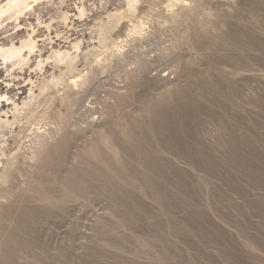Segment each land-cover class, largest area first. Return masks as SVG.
<instances>
[{
  "label": "rangeland",
  "instance_id": "rangeland-1",
  "mask_svg": "<svg viewBox=\"0 0 264 264\" xmlns=\"http://www.w3.org/2000/svg\"><path fill=\"white\" fill-rule=\"evenodd\" d=\"M42 1L33 13L0 22L2 46H20L29 35L39 46L23 69L0 59V93L20 105L32 87L39 94L45 80L66 72L52 55L59 50L76 61L68 82L88 80L39 97L35 124H15L0 136V160L14 154L18 159L9 182L0 183V264H264V221L247 207L231 210L225 200L231 196L243 206L250 198L264 201V191L233 180L244 197L238 198L231 186L194 170L157 142L150 128L162 109L186 92L207 108L205 127L193 122L199 115L186 124L199 128L202 152L222 161L230 134L210 119L222 109L202 98V85L219 86L214 95L221 104H229L238 85L234 113L225 120L242 118L245 124L234 136L241 143L245 137L260 143L230 152L263 167L264 48L258 44L264 46V0H138L133 14L126 12L128 0ZM120 11L124 18L113 24L106 48L101 27ZM0 109L13 119V105ZM131 137L163 162L160 175L140 174L147 171L145 157L131 153ZM112 179L124 187L119 193L108 189ZM185 184L198 190L181 193ZM213 192L225 198L222 205ZM216 206L222 209L215 211Z\"/></svg>",
  "mask_w": 264,
  "mask_h": 264
},
{
  "label": "bare ground",
  "instance_id": "bare-ground-1",
  "mask_svg": "<svg viewBox=\"0 0 264 264\" xmlns=\"http://www.w3.org/2000/svg\"><path fill=\"white\" fill-rule=\"evenodd\" d=\"M172 3L173 2H180L182 0H170ZM169 1V2H170ZM43 1L42 0H8V2L1 6L0 5V22L4 17H10V18H15L16 20H19L21 16L26 15V14H30L33 13L35 11V7L38 6L39 4H41ZM139 1L138 0H128L127 1V6L128 9L126 12L133 14L135 13V11L137 10V3ZM2 4V3H1ZM80 13H83V10L80 11ZM125 13V12H124ZM124 13L123 12H116V13H112L109 15V20L106 24H103V26L101 27V31H102V36L104 38V45L106 48H109V42H106L108 40L107 35L110 34V30H112V26L114 23H118L120 21V19L124 18ZM127 13V14H128ZM7 15V16H6ZM121 16V17H120ZM120 18V19H119ZM64 20H68V16L67 14H65V18ZM2 23V22H1ZM112 28V29H111ZM110 32V33H109ZM260 37V36H259ZM257 37L259 42L262 41L263 37ZM252 38V37H251ZM251 40V39H250ZM249 42V41H248ZM252 42V41H251ZM260 49H263L264 46L261 45V43L258 44ZM39 50V46H38V41H36L34 39V37L32 35H29V37L27 39H25L24 41L21 42L20 46H16L15 44H12L11 47H5L2 46L0 44V59L4 61V63H11L14 65V67H19L20 69H23V67L27 66L30 63L31 60V55L34 54L36 51ZM40 52V51H39ZM124 52V51H123ZM132 52V51H131ZM27 53V55H26ZM133 53V52H132ZM118 54V53H117ZM52 55L56 58V61L59 63H62L66 66V72L62 73L59 76H55L54 74L52 75L51 79L45 80L41 87L38 88L39 90V94L36 95L35 91L33 90L34 87H32V89H30L29 91V98L26 102H23L22 105H20L19 103H17V101L14 99V97H10L8 93H0V105H2L3 103H6L7 106L13 105V109H12V117L13 119L10 120L9 116H8V112H2L0 109V136L4 135V133L6 132V130H8L9 128H11L12 126H14L15 124H23L24 125H29V124H35V122L37 121L36 117V110L34 109V104L36 101H38V98L43 96V95H48L55 91L56 89H58L61 85L68 83L69 86L71 87L72 85H74V88L76 86H78V84H84L88 79L87 77L80 79V80H76L75 77L74 79L72 78L71 82H68L67 78L69 77V75H71L74 71V61L75 59L73 57H71L67 52H62V51H53ZM122 55V52L120 53L119 56ZM124 55V54H123ZM122 55V56H123ZM52 57V56H50ZM49 57V58H50ZM125 58V57H124ZM107 59V58H105ZM117 59V58H116ZM121 59V58H120ZM122 61V60H121ZM101 62V61H99ZM40 64L44 63L43 60L41 59L39 61ZM76 63V61H75ZM12 65V66H13ZM100 65V64H99ZM103 65V64H102ZM104 67V66H103ZM102 67V69H103ZM76 69V67H75ZM100 70V67H99ZM261 70V69H260ZM62 71V70H61ZM60 71V72H61ZM9 72V71H8ZM262 72V71H260ZM264 73V72H263ZM98 74V73H97ZM80 75V74H79ZM75 76V75H74ZM97 76V75H96ZM71 78V77H70ZM93 78V77H92ZM45 79V78H44ZM226 79V78H225ZM90 80V78H89ZM70 81V80H69ZM89 83V81L87 82ZM207 83V82H206ZM204 83L202 85V98H204L205 100L210 101L215 107L222 109V113L220 115H216V114H210V119L211 120H216L218 119V121L220 122V124L226 129V131L230 134V139H229V143L228 145L230 147H226V148H239V145H244V148H255L257 147V143H260L259 141H252L249 137H245L243 139V142H239L237 140V138L234 135L235 131L240 128L243 124H245L242 118H237L236 123L235 122H227L225 120V116L226 115H231L232 113H234V101L235 98L237 97L238 93H241L242 88L239 87L238 85H235L232 91V94L230 96L229 92L228 97V101L229 104H221L218 100V96L214 95V90L215 88L219 87L217 85H210V84H206ZM39 84V83H38ZM67 84V85H68ZM73 87V86H72ZM79 87V86H78ZM84 88V87H83ZM64 89L65 86H64ZM69 90V89H68ZM71 90V88H70ZM69 90V91H70ZM79 90V88L77 89ZM230 90V89H229ZM73 92V88L71 90ZM80 91V90H79ZM78 91V92H79ZM183 92L181 93V95L179 94L180 97H178L177 99H175L173 101V104H171V106H166L167 109H162L161 113L159 114V119L157 118L156 121L152 122V126L150 127L151 129H153V133L154 136L156 137L155 140L157 139V142H160L162 145L165 146V148H170L171 150H173L177 155H179V158H182L184 160H186L189 165H191L194 170H197L203 174H205L208 178H213L216 181H218L221 184L227 185L228 187H232L233 193H235V195L238 198L243 197L242 192L240 189L233 187L232 181L233 180H245L249 183L250 188L252 190H258V191H264V165L263 167H259L256 163L252 162V161H243L240 160V155L238 153H232L230 152V150L226 153V159H223L222 161L218 160L217 158L214 157H208L206 156L203 152H202V148L205 147V144L203 141H199V137L196 135V133H198L196 130L197 128H195V130L193 129V127H191L192 125H188L186 124L188 122L189 119L191 118H197V115H199V118L194 120L193 122H199L200 125L204 126L205 125V120H204V115H207V108H205L204 106H200L199 103H197V99L194 97H191L190 95H188L186 92L183 94ZM52 96V95H51ZM226 97V96H225ZM259 98V97H258ZM81 99V98H80ZM83 99V97H82ZM142 99V98H141ZM257 100V99H256ZM255 100V101H256ZM260 100V99H259ZM162 101V100H161ZM166 101V100H165ZM80 102V101H79ZM82 102H85V100H83ZM209 102V103H210ZM262 106L261 111L264 114V101H261ZM81 104V103H78ZM83 104V103H82ZM256 104V103H255ZM259 104V103H258ZM257 104V105H258ZM260 104V105H261ZM77 105V104H75ZM85 105V104H84ZM83 105V106H84ZM165 105V104H164ZM222 105H224V107H222ZM256 105V106H257ZM34 106V107H33ZM37 107V106H36ZM78 108V107H77ZM81 108V107H80ZM214 107L211 106V110ZM78 110L80 111L81 109L78 108ZM196 110L197 113L194 111ZM232 112V113H231ZM1 113H4L6 116V118H2ZM39 113V112H38ZM75 113V112H74ZM152 114V113H151ZM70 116V115H69ZM44 117V116H43ZM153 117V115H152ZM42 118V117H41ZM68 118V117H67ZM81 118V117H79ZM234 118V117H233ZM66 119V118H65ZM75 119V118H74ZM153 119V118H151ZM236 118H234L235 121ZM71 120V119H70ZM217 121V120H216ZM41 122V121H40ZM211 122H215V121H211ZM218 122V123H219ZM132 124V123H131ZM219 124V125H220ZM207 125V124H206ZM212 125L211 123L208 124V126ZM125 126V125H124ZM133 126V125H132ZM199 126V125H198ZM201 126V127H202ZM259 126V123H255V127L257 128ZM261 126V125H260ZM205 127V126H204ZM217 127V126H216ZM221 127V126H220ZM124 128V127H123ZM132 128V127H131ZM130 128V129H131ZM137 128V127H135ZM223 128V129H224ZM259 128V127H258ZM12 129V128H11ZM129 129V131H130ZM138 129V128H137ZM199 129V128H198ZM222 129V127H221ZM13 130V129H12ZM38 130V129H37ZM36 130V131H37ZM127 130V129H126ZM252 130V129H251ZM127 131V133L129 132ZM135 131V130H134ZM133 131V132H134ZM140 131V130H139ZM199 131V130H198ZM45 132V131H44ZM125 132V131H124ZM38 133V132H37ZM126 133V132H125ZM130 133V132H129ZM108 134V133H107ZM134 134V133H133ZM136 134V133H135ZM143 134V132H142ZM145 134V132H144ZM147 134V132H146ZM35 135V134H34ZM105 135V134H104ZM125 135V134H124ZM131 135H132V131H131ZM140 135V134H139ZM109 136V135H108ZM120 136V135H119ZM127 136V135H126ZM133 136V135H132ZM140 136H145V135H140ZM42 137V134H41ZM148 137V136H147ZM40 138V137H39ZM127 138V137H126ZM129 138V137H128ZM133 139V141L131 142H135V143H131V147H130V151L133 154H138L140 155L141 153L144 155L145 157V164L144 167L147 169V171L145 170L144 173H140L143 176H145L146 174H149L151 172H155L158 173L159 175L161 174L162 171V167H163V162H159L156 159H154L153 157H151L148 153H147V149L144 148V146L142 144H139L138 139L135 137H131ZM145 138V137H144ZM130 139V138H129ZM128 141V139H126ZM125 140V141H126ZM150 140V139H149ZM126 141V142H127ZM154 141V139H153ZM114 144V143H113ZM135 144V145H134ZM116 145V143L114 144ZM124 146V145H123ZM129 146V145H128ZM148 146V144H147ZM117 147V146H116ZM121 147V146H120ZM126 147V146H125ZM155 147V146H154ZM163 147V146H162ZM149 148V147H148ZM156 148V147H155ZM164 148V147H163ZM153 149V148H152ZM161 149V148H159ZM3 149L0 150L1 155L3 153L2 151ZM155 150V149H154ZM163 150V149H162ZM123 151V150H122ZM119 152V149H118ZM173 152V153H174ZM34 153V152H33ZM119 154V153H118ZM0 155V157H1ZM126 155V154H124ZM167 155V154H166ZM34 157V156H33ZM133 158V157H132ZM157 158V157H156ZM2 160V159H1ZM0 160V165H2L1 169H0V183L1 184H6L7 182H9L10 178H11V174L12 171L14 170L16 163L18 161L17 159V154L11 155L10 158H7V160L5 162ZM32 160V159H31ZM67 160V159H66ZM262 160H264V157H262ZM99 162V161H98ZM105 162V161H104ZM103 162V163H104ZM113 163V162H112ZM68 164V163H67ZM102 164V163H101ZM128 164V163H127ZM66 165V164H65ZM98 165V164H97ZM115 165V163H114ZM248 166L250 168L255 169V172L253 173H245L243 170H241L239 167L240 166ZM105 166V165H103ZM130 166V165H129ZM101 167V166H100ZM118 169L119 167L116 166ZM132 167V166H131ZM102 168V167H101ZM107 168V167H106ZM109 168V167H108ZM107 168V169H108ZM115 168V167H114ZM59 169V168H58ZM121 169V168H120ZM234 169V171H233ZM100 170V169H99ZM96 171V172H102L101 171ZM111 170V169H110ZM142 169H140L141 171ZM224 170V172L222 171ZM109 171V170H108ZM107 171V172H108ZM129 171V170H128ZM54 172V171H53ZM95 172V171H94ZM118 172V171H116ZM76 173V172H75ZM109 173V172H108ZM107 173V174H108ZM198 173V172H197ZM77 174V173H76ZM75 174V175H76ZM87 174V173H86ZM90 174V173H88ZM93 173H91V176ZM103 174V173H102ZM111 174V173H109ZM108 174V175H109ZM121 174V173H120ZM83 175L80 172V176ZM96 175V173H95ZM201 175V174H200ZM85 176V174L83 175V177ZM99 176V175H97ZM73 177V176H71ZM77 177V175H76ZM82 177V176H81ZM87 176H85L84 178H86ZM89 177V176H88ZM87 177V179H88ZM102 177V175L100 176ZM110 177V176H109ZM75 179V177H73ZM80 177H78L79 179ZM92 178V177H90ZM89 178V179H90ZM95 178V176H94ZM103 178V177H102ZM101 178V179H102ZM117 178V177H115ZM114 178V179H115ZM71 179V178H70ZM77 179V178H76ZM88 179V180H89ZM100 179L99 183L102 181ZM111 179V178H110ZM109 179V181H110ZM152 179V177H151ZM85 179H83L84 181ZM98 180V179H97ZM95 180V181H97ZM117 180V179H116ZM120 180V179H119ZM123 180V179H122ZM128 180V179H127ZM81 181V180H80ZM118 181V180H117ZM168 181V179L166 180V182ZM112 185L110 186V189L112 192L114 190H117V193H119L118 191H120L122 187L119 183H121L120 181H118L117 183L113 182V179L111 181ZM124 182V180H123ZM150 182V181H149ZM102 183V182H101ZM106 183H108L106 181ZM148 183V182H147ZM184 183V182H183ZM68 184V183H67ZM66 184V185H67ZM86 184V183H85ZM102 184H105V182H103ZM144 184V183H143ZM142 184V187H143ZM230 184V185H229ZM73 185V184H72ZM79 185V184H77ZM97 185V184H95ZM100 185V184H98ZM156 185V184H155ZM85 186V185H84ZM103 186V185H102ZM170 186V185H169ZM206 186V185H205ZM81 187V186H80ZM95 187V186H94ZM159 187V186H158ZM171 187V186H170ZM193 187V186H192ZM192 187L187 186L186 184L183 185V188L179 189L181 193H194V190H198V188H195L193 190ZM85 188V187H84ZM82 188V189H84ZM98 188V187H96ZM102 188V187H101ZM100 188V189H101ZM104 188V187H103ZM102 188V189H103ZM107 188V187H106ZM155 188V187H154ZM88 189V188H87ZM94 189V188H92ZM127 189V188H126ZM95 190V189H94ZM159 190V189H158ZM172 190V189H171ZM170 190V191H171ZM178 190V191H179ZM217 190V189H216ZM79 191H81V189H79ZM84 191V190H83ZM91 191V190H90ZM106 191V190H105ZM109 190H107L106 192H108ZM127 191V190H124ZM229 191V190H227ZM225 191V192H227ZM70 192V191H69ZM80 193V192H79ZM86 193V192H84ZM83 193V194H84ZM91 193V192H90ZM103 193V192H102ZM110 195V192H108ZM123 193V192H122ZM178 193V192H177ZM215 193L218 192H213L211 193L213 200L217 197L218 198V202L220 203V205H222L224 202H222L223 199L222 196L216 195ZM6 194V193H5ZM105 194V193H104ZM112 194V193H111ZM219 194V193H218ZM89 195V194H88ZM107 195V194H106ZM105 195V196H106ZM114 195V194H113ZM222 195V194H220ZM79 196V195H78ZM77 196V197H78ZM115 196V195H114ZM85 197V196H84ZM110 197V196H109ZM87 198V197H85ZM112 198V197H111ZM244 198V197H243ZM229 202V204L231 203V210L232 209H236L237 211L240 212V209L243 207L244 208H248L249 211L260 217L261 221H264V201L262 200H258L255 198H250L247 199V201L244 202L243 206L238 205L236 203H234L231 199V196L228 197L227 199H225ZM217 201V200H216ZM216 202V203H218ZM233 202V203H232ZM227 204V202H226ZM222 207V206H221ZM210 208V206H209ZM227 208V207H226ZM220 208H218L217 206L214 207L215 211H220L218 210ZM212 211V210H211ZM242 211V210H241ZM225 214V213H224ZM243 214V213H242ZM241 214V215H242ZM218 215V214H217ZM250 216V215H249ZM259 218V219H260ZM204 219V218H203ZM202 219V220H203ZM222 219V218H221ZM205 220V219H204ZM207 221V220H206ZM203 222V221H202ZM264 223V222H263ZM206 224V222H205ZM227 224V223H226ZM207 225V224H206ZM264 225V224H263ZM260 228V227H259ZM262 228V227H261ZM264 228V227H263ZM237 233V232H236ZM25 246V245H24ZM26 248V246H25Z\"/></svg>",
  "mask_w": 264,
  "mask_h": 264
}]
</instances>
